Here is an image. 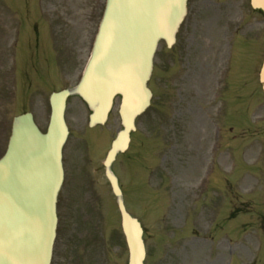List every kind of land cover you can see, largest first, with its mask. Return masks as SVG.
Segmentation results:
<instances>
[{
	"label": "rangeland",
	"instance_id": "rangeland-1",
	"mask_svg": "<svg viewBox=\"0 0 264 264\" xmlns=\"http://www.w3.org/2000/svg\"><path fill=\"white\" fill-rule=\"evenodd\" d=\"M27 5L40 10L36 0H0V19L8 27L0 29V53L11 38V17H19L23 44L26 31L33 37L34 17L40 33L53 21L62 27L75 65L61 81L51 68L49 88L71 87L96 18L85 24L80 0H45L43 12L56 9L45 19L40 12L28 16ZM263 46L264 16L248 0H188L175 43L167 48L159 42L148 82L151 105L136 118L128 150L111 166L126 211L143 226L144 264H264V97L257 78ZM31 49L19 54L13 96L8 95L11 63L0 56V155L19 111H32L46 128V94L34 92L35 73L22 67ZM117 107L115 100L106 123L88 128L86 106L77 96L67 99L69 135L50 264L127 263L120 216L102 166L120 128ZM212 122L225 126L217 124L226 135L215 157L209 148ZM235 124L237 140L227 129Z\"/></svg>",
	"mask_w": 264,
	"mask_h": 264
},
{
	"label": "water",
	"instance_id": "water-1",
	"mask_svg": "<svg viewBox=\"0 0 264 264\" xmlns=\"http://www.w3.org/2000/svg\"><path fill=\"white\" fill-rule=\"evenodd\" d=\"M264 14V0H249ZM186 13V0H106L91 54L79 82L50 97V117L42 133L30 113L14 118L0 158V264H50L56 229V196L63 179L61 149L67 137L65 101L76 94L90 110L88 125L104 124L118 96L122 128L103 165L116 198L125 237L127 264H143L142 228L123 205L110 166L126 150L135 117L149 105L146 83L157 42L169 47ZM264 94V59L259 70Z\"/></svg>",
	"mask_w": 264,
	"mask_h": 264
},
{
	"label": "flooded vegetation",
	"instance_id": "flooded-vegetation-1",
	"mask_svg": "<svg viewBox=\"0 0 264 264\" xmlns=\"http://www.w3.org/2000/svg\"><path fill=\"white\" fill-rule=\"evenodd\" d=\"M45 0H36L37 5H39V9L37 11L34 10H30L28 5H27V9L29 11V15H35V12H40V17L42 19L45 18H49L52 17L51 15L53 13H55L56 9L54 10V12L52 14L48 13V12H43V3ZM81 2H83V8L80 9V13H83V18L82 20H84L85 24H92L94 22V18H96V23L98 21V13H99V0H80ZM35 20H33L32 22V26H33V37L31 35L28 36V32L26 31V36L24 37V39H26V43L23 44V41L20 42L21 40V31H20V21H19V17L18 16H13L11 17V23H13V25L10 26V31H11V38L9 39L8 43L5 42L3 45L1 44V53L0 56L2 58H4V60L9 59L11 65H10V87L8 90V95L9 96H13V94H15L14 92V84L17 83V79H18V71H19V65L21 64L20 62V53H22L23 55V49H25L26 47L28 48V46H32V49L30 50V54L29 57H23V61L26 62V64H23V66H27L29 65V67L33 70V72L35 73V90L34 92H36L37 95L43 96L46 94L47 97V111H48V115H49V96H50V88H49V83H50V79L52 77V75L50 74V70L51 68L55 69L57 68L58 71V77L60 78H64L67 76L66 74V69L67 68H71L72 65H75L73 63V57H69V56H73V54H68L67 53V43L66 42H62L63 37H64V31L62 29L61 26L58 25H54L51 24L53 23V21H46L47 24H49V28L47 31L42 29V33H40V29H39V22L37 17ZM0 29L1 31H5L8 30V27L6 26V23L0 19ZM95 23V24H96ZM39 29V30H38ZM52 42V48L49 44L48 41ZM59 41V43L55 44L56 41ZM91 40V38H90ZM90 40L87 41L86 45L83 47V57L85 56L86 52L89 50V44H90ZM29 41V42H28ZM42 42V44L39 45V42ZM31 51H33V53H31ZM51 51V53H50ZM41 55V56H40ZM39 57L37 59H34V57ZM44 57V58H43ZM51 57V60L49 61L47 58ZM81 57V55H80ZM30 59V61L28 60ZM78 59V56L76 57V61ZM28 60V62H27ZM22 75L25 77L26 71L22 69H20ZM4 77L6 78V72L4 70L3 72ZM28 77V76H26ZM78 78V77H77ZM76 78V79H77ZM29 83H33V82H29ZM34 92L30 91L31 94H33ZM189 110V107H188ZM180 115V107L177 108V116L179 117ZM232 130V128H230V131ZM220 128H217L215 130V134L211 136L210 142H209V148H213L211 150V154L213 157H215V154L217 153L218 156L221 152L220 150V141L222 139V135H220ZM222 132V131H221ZM224 136L225 133L223 132ZM234 140H237V135L235 134L233 136ZM225 140V139H224ZM223 146V145H222ZM219 152V153H218ZM223 155V153L221 154ZM220 155V156H221Z\"/></svg>",
	"mask_w": 264,
	"mask_h": 264
}]
</instances>
